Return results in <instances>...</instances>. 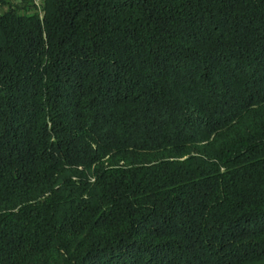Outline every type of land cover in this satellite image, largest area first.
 <instances>
[{"label":"trees","instance_id":"16d2710c","mask_svg":"<svg viewBox=\"0 0 264 264\" xmlns=\"http://www.w3.org/2000/svg\"><path fill=\"white\" fill-rule=\"evenodd\" d=\"M0 264H264V0L0 11Z\"/></svg>","mask_w":264,"mask_h":264},{"label":"rangeland","instance_id":"374dc122","mask_svg":"<svg viewBox=\"0 0 264 264\" xmlns=\"http://www.w3.org/2000/svg\"><path fill=\"white\" fill-rule=\"evenodd\" d=\"M18 10L19 12H42V4L36 0H0V11Z\"/></svg>","mask_w":264,"mask_h":264},{"label":"built area","instance_id":"2783aa9c","mask_svg":"<svg viewBox=\"0 0 264 264\" xmlns=\"http://www.w3.org/2000/svg\"><path fill=\"white\" fill-rule=\"evenodd\" d=\"M36 2H38V4H39V3H41V4H42V0H36Z\"/></svg>","mask_w":264,"mask_h":264}]
</instances>
